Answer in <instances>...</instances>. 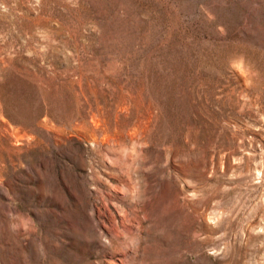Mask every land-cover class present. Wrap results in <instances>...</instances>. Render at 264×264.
<instances>
[{"label": "rangeland", "instance_id": "374dc122", "mask_svg": "<svg viewBox=\"0 0 264 264\" xmlns=\"http://www.w3.org/2000/svg\"><path fill=\"white\" fill-rule=\"evenodd\" d=\"M0 264H264V0H0Z\"/></svg>", "mask_w": 264, "mask_h": 264}]
</instances>
